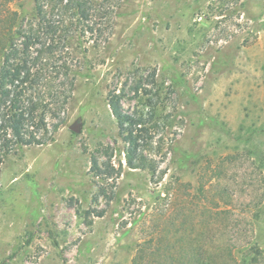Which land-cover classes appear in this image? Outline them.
I'll list each match as a JSON object with an SVG mask.
<instances>
[{
  "label": "rangeland",
  "instance_id": "rangeland-1",
  "mask_svg": "<svg viewBox=\"0 0 264 264\" xmlns=\"http://www.w3.org/2000/svg\"><path fill=\"white\" fill-rule=\"evenodd\" d=\"M114 24L53 141L0 155V264H157L186 241L264 264V0H123ZM113 93L154 172L127 166Z\"/></svg>",
  "mask_w": 264,
  "mask_h": 264
},
{
  "label": "trees",
  "instance_id": "trees-1",
  "mask_svg": "<svg viewBox=\"0 0 264 264\" xmlns=\"http://www.w3.org/2000/svg\"><path fill=\"white\" fill-rule=\"evenodd\" d=\"M20 1L0 0L1 156L16 147L44 146L53 141L75 89L80 58L85 59L88 49H98L108 42L123 0H31L24 17L10 7L19 3L21 8ZM107 100L119 130L126 134L127 166L147 168L150 161L133 131L145 121L140 114H126L119 95L110 94ZM48 120L53 123L48 124ZM106 167L101 170L96 159H91L90 170L95 176H110ZM186 246L188 252L184 254ZM165 249L157 264H212L218 247L204 241H186ZM179 249L177 255L172 252ZM231 252L228 255L233 261ZM259 255L258 249L250 247L242 252L240 264H257Z\"/></svg>",
  "mask_w": 264,
  "mask_h": 264
},
{
  "label": "water",
  "instance_id": "water-1",
  "mask_svg": "<svg viewBox=\"0 0 264 264\" xmlns=\"http://www.w3.org/2000/svg\"><path fill=\"white\" fill-rule=\"evenodd\" d=\"M72 130H73L74 132H76V131H77L76 126L72 127Z\"/></svg>",
  "mask_w": 264,
  "mask_h": 264
}]
</instances>
